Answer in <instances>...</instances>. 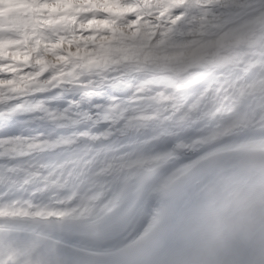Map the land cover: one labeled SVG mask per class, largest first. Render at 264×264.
I'll return each mask as SVG.
<instances>
[{
  "label": "bare ground",
  "instance_id": "6f19581e",
  "mask_svg": "<svg viewBox=\"0 0 264 264\" xmlns=\"http://www.w3.org/2000/svg\"><path fill=\"white\" fill-rule=\"evenodd\" d=\"M255 17L252 29L229 24L211 43L157 57L99 53L93 76L71 67L61 82L1 80L0 232L135 262L160 245L198 176L240 157L263 171L264 17Z\"/></svg>",
  "mask_w": 264,
  "mask_h": 264
},
{
  "label": "trees",
  "instance_id": "16d2710c",
  "mask_svg": "<svg viewBox=\"0 0 264 264\" xmlns=\"http://www.w3.org/2000/svg\"><path fill=\"white\" fill-rule=\"evenodd\" d=\"M46 1H39L38 18L44 16ZM115 1L117 8L112 12L101 11L100 0L69 6L66 11L54 9L45 15L46 25L37 21L40 27L36 31L25 0H0V13L6 20L0 27V79L10 78L17 83L26 72L39 70L45 53L58 57L64 52V43L81 47L87 37L96 40L109 34L145 42L149 34L161 31L167 43H178L196 31H206L240 7L234 4L236 0Z\"/></svg>",
  "mask_w": 264,
  "mask_h": 264
},
{
  "label": "rangeland",
  "instance_id": "374dc122",
  "mask_svg": "<svg viewBox=\"0 0 264 264\" xmlns=\"http://www.w3.org/2000/svg\"><path fill=\"white\" fill-rule=\"evenodd\" d=\"M90 0H56V2L48 3L47 6L50 7V4L57 6L56 9H60L66 11L69 6H78L81 4H85ZM103 2V9L108 11H113L117 8V3L111 0H101ZM234 4L239 5L240 7L234 8V10L230 13V15H225L222 21H218L213 23L211 27L206 29V31H196L192 34V36L187 40H181L178 43H174L171 41L167 43L166 37L164 34L159 32H154L149 34V38L145 42L138 41H130L125 36V39H118L110 37L109 34L98 37L96 40L87 37V39L82 43L81 47L73 45L72 43H64V53L60 54L58 57H53L49 55H44V62L39 64V70L29 71L28 74L26 72L25 76H22L18 79L17 83H14L12 79L6 78L2 80H8L10 87L11 85H17L24 80L28 75L37 74L40 76L48 75L52 78L54 82H61L66 79V76H63V71L67 68H75L78 75L83 77L93 76L95 73V67L97 65H93L90 61L97 54L104 55L105 53H110L111 55L122 56L126 52H135L137 49H141L147 55H151L157 57V52L159 51H167L171 47H178L184 42L194 41V42H202L206 41L211 43L210 38L213 35L218 34L221 30L224 29L225 26L229 24L237 23L239 24L245 31L252 29L256 25V14L261 13L264 17V0H236ZM48 7V8H49ZM255 20V21H254ZM38 67V66H37ZM1 81V80H0ZM5 85L0 83V89L4 88ZM21 93V91H18ZM1 100V99H0Z\"/></svg>",
  "mask_w": 264,
  "mask_h": 264
},
{
  "label": "water",
  "instance_id": "95a60500",
  "mask_svg": "<svg viewBox=\"0 0 264 264\" xmlns=\"http://www.w3.org/2000/svg\"><path fill=\"white\" fill-rule=\"evenodd\" d=\"M129 88H128V86L127 87H124V88H122V93H124V92H127V90H128ZM3 236V234L0 236V237H2Z\"/></svg>",
  "mask_w": 264,
  "mask_h": 264
}]
</instances>
